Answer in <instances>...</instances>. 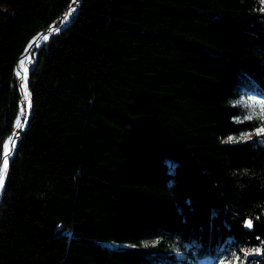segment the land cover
<instances>
[{
	"label": "trees",
	"instance_id": "obj_1",
	"mask_svg": "<svg viewBox=\"0 0 264 264\" xmlns=\"http://www.w3.org/2000/svg\"><path fill=\"white\" fill-rule=\"evenodd\" d=\"M71 1L0 0V166L20 112V56ZM263 7L83 0L33 53L0 264H186L178 252L243 248L264 264V135L228 141L259 127L237 120L236 100L264 98Z\"/></svg>",
	"mask_w": 264,
	"mask_h": 264
},
{
	"label": "rangeland",
	"instance_id": "obj_2",
	"mask_svg": "<svg viewBox=\"0 0 264 264\" xmlns=\"http://www.w3.org/2000/svg\"><path fill=\"white\" fill-rule=\"evenodd\" d=\"M263 6H264V0H263ZM264 12V7L262 9ZM33 58V54H32ZM35 60V59H34ZM34 62L30 63L33 67ZM27 65V64H26ZM32 69V68H31ZM236 103L241 105L244 114L237 118L238 121H244V120H254L259 124V127L255 129L253 132H243L240 133L237 136H231L229 138V142H240V141H246L249 139L254 138L255 136L260 137V140L263 141V135H264V98L246 93L243 94L238 100H236ZM149 242H145L144 244H148ZM109 246L114 247L118 246L117 244L110 242L107 243ZM126 246V245H124ZM227 252L225 254L219 253L215 257H208L205 259L196 260V250L192 252V257L187 258L185 253L178 252L177 255L181 260H186V264H258L256 260H254L252 257L255 255L254 249H248L243 248L241 252H235L226 250ZM248 258H252L249 262Z\"/></svg>",
	"mask_w": 264,
	"mask_h": 264
},
{
	"label": "water",
	"instance_id": "obj_3",
	"mask_svg": "<svg viewBox=\"0 0 264 264\" xmlns=\"http://www.w3.org/2000/svg\"><path fill=\"white\" fill-rule=\"evenodd\" d=\"M74 2V0H72L70 3H69V5L66 7V9L64 10V12L53 22V23H51L46 29H44V30H42V31H40V32H38L31 40H30V42L27 44V46H26V48H25V50H24V52H23V54L20 56V58L24 55V54H26L29 50H31L32 48H34V50L37 48V47H35V46H37V44L39 43V42H41V39H42V35L45 33V32H47V31H52V28H53V26H54V24L58 21V20H60L67 12H68V10H69V8H70V6L72 5V3ZM82 2H83V0H80V3H79V5H78V7H77V9L75 10V12L72 14V16L73 15H76L77 13H78V11L80 10V8H81V6H82ZM71 16V17H72ZM71 19V18H70ZM69 23H70V20H69V22L67 23V25L64 27V28H62L60 31H58V32H56V33H52L49 37H48V39L47 40H45V41H42V44H44L45 42H47V41H49L53 36H55L56 34H58V33H60L61 31H63L68 25H69ZM41 44V45H42ZM32 46V47H29V46ZM40 45V46H41ZM33 53H34V51H33ZM20 60V59H19ZM17 67H18V65H17ZM16 67V68H17ZM18 76V75H17ZM18 80H19V86L22 88V83H21V77L20 76H18ZM29 83H30V78H29V76H28V79H27V91L30 93V97H31V107L29 108V114H28V116L26 117V120H27V122L25 123V120L23 121V123H24V127L22 128V129H16V127L14 128V131H13V133L10 135V137L7 139V141H6V143L8 142V140H10V139H14L15 140V147L13 148V153L11 154V156H10V158H9V161H8V168H7V171H8V169H9V165H10V162H11V160H12V158H13V156L16 154V149H17V146H18V140L20 139V132L22 131V130H24L25 129V127H26V125L28 124V119H29V117L31 116V114H32V93H31V90H30V86H29ZM23 108V94H22V99H21V105H20V112H19V115H18V117L21 119V121H22V116H21V109ZM17 117V118H18ZM17 120V119H16ZM5 143V144H6ZM5 152V151H4ZM3 159H4V155H3V158H2V161H3ZM1 165H2V163H1ZM0 168H1V166H0ZM6 175H7V173H6ZM5 180H6V176H5ZM4 189H5V185H4V188L2 189V193H1V196H0V205H1V202H2V197H3V194H4ZM249 220V219H248ZM247 220V221H248ZM247 228V230H251L252 228H248V227H246Z\"/></svg>",
	"mask_w": 264,
	"mask_h": 264
},
{
	"label": "bare ground",
	"instance_id": "obj_4",
	"mask_svg": "<svg viewBox=\"0 0 264 264\" xmlns=\"http://www.w3.org/2000/svg\"><path fill=\"white\" fill-rule=\"evenodd\" d=\"M79 3H80V0H74V2L72 3V5L70 6L68 12H67V13H66V14H65L60 20H58V21L54 24V26H53V28H52V31H50V32L47 31V32H45V33L42 35L41 42H39V43L37 44V46H35V47H39V46L42 44V41H45V40L43 39L44 36H48V37H49L52 33H56V32L60 31L62 28L65 27V26L67 25V23L69 22V20H70L72 14H73V13L75 12V10L77 9ZM66 15L68 16V20H67V21L64 20V17H65ZM57 29H59V30H57ZM33 51H34V48H32V49L29 50L26 54H24V55L20 58V60H19V62H18V67L16 68V74H17V72H20V73H21L20 77H21V83H22V85H23V83H24V80H23V69L20 67V62H21V61H24V66L28 68V73H27V79H28V76L30 75V72H31V70H32L31 68H29V67H30V63L35 61V60L32 58ZM26 64H27V65H26ZM20 88H21V87H20ZM21 92H22V94H23V108H22V109L25 110V115H21V116H22V121H21V122L23 123V121L25 120V118H26V117L28 116V114H29V108L27 107V102L24 100V89H23V87L21 88ZM12 141L15 142L14 139H10V140H8V142L6 143V144H8V146H9V150H10L9 158H10L11 154L13 153ZM3 161H4V159H3ZM3 161H2L1 168L3 167ZM1 193H2V189H0V196H1Z\"/></svg>",
	"mask_w": 264,
	"mask_h": 264
},
{
	"label": "snow or ice",
	"instance_id": "obj_5",
	"mask_svg": "<svg viewBox=\"0 0 264 264\" xmlns=\"http://www.w3.org/2000/svg\"><path fill=\"white\" fill-rule=\"evenodd\" d=\"M64 20L67 21L68 20V16L66 15L64 17ZM59 30V29H57ZM44 40L48 39V36H44L43 37ZM29 47H32L31 45ZM20 67L23 69V80L24 83L22 85L23 89H24V100L27 102V107L30 108L31 107V97H30V93L27 91V73H28V68L24 66V61L20 62ZM17 75L20 76L21 73L17 72ZM21 115H25V110L21 109ZM27 122L26 118H25V123ZM15 127L16 129H22L24 127V123L21 122V119L18 117L16 122H15ZM231 139V138H230ZM12 147H15V142L12 141ZM4 161H3V167L0 168V189L4 188L5 185V176L7 173V168H8V161H9V155H10V150H9V146L8 144H4ZM246 227L248 228H252L253 227V222L251 220H248L246 222ZM258 251V250H257Z\"/></svg>",
	"mask_w": 264,
	"mask_h": 264
}]
</instances>
